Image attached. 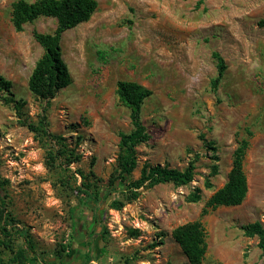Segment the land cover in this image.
I'll return each instance as SVG.
<instances>
[{
  "label": "rangeland",
  "instance_id": "obj_1",
  "mask_svg": "<svg viewBox=\"0 0 264 264\" xmlns=\"http://www.w3.org/2000/svg\"><path fill=\"white\" fill-rule=\"evenodd\" d=\"M15 1L0 0V76L24 104L18 112L0 95V195L37 241L41 253L26 264H85L84 252L91 256L86 264H124L126 258L130 264H189L172 230L194 220L205 229L204 264H264L257 239L243 231L264 222V0H96L89 19L60 38L70 82L49 99L32 94L27 82L43 53L32 32H52L56 20L40 16L16 30ZM214 51L226 64L215 89ZM119 80L151 91L141 111L150 139L137 146L132 177L144 164L182 169L191 160L195 174L187 185L143 188L119 210L106 202L108 232L99 242L87 209L77 210L74 232L69 208L77 201L62 182L59 162L51 169L46 164L47 151L56 146L28 124L44 116L48 131L79 155L69 165L70 182L72 175L79 180L77 169L106 181L119 133L131 129L129 110L115 92ZM241 139L248 142L246 195L240 204L204 213ZM197 187L200 200L187 201ZM70 242L79 249L67 262L62 246ZM83 244L87 249H80Z\"/></svg>",
  "mask_w": 264,
  "mask_h": 264
},
{
  "label": "trees",
  "instance_id": "obj_2",
  "mask_svg": "<svg viewBox=\"0 0 264 264\" xmlns=\"http://www.w3.org/2000/svg\"><path fill=\"white\" fill-rule=\"evenodd\" d=\"M96 6V0H16L12 4L11 20L16 30H22L25 23H31L40 16L52 17L56 20V26L52 32L42 33L36 30L32 32L34 39L43 48V53L36 61L27 82L28 89L32 94L49 99L58 90L69 84L70 74L61 56L60 38L66 30L87 21ZM212 57L215 60L216 76L211 79V86L215 89L224 74L226 64L218 52H212ZM115 92L118 101L129 110L131 129L128 132L119 133L115 167L106 181L96 176L92 170L85 173L77 169L74 174H78L79 180L75 175H72L73 182H70L72 177L69 175L70 173L68 174L70 172L69 165L78 161L79 155L74 154L62 136L54 135L48 131L44 116H40L36 124H28L30 130L38 133L45 140L52 141L56 146L55 149L47 151L46 164L51 169L56 166V161L59 162L60 169L65 173L62 182L71 187L77 201V204L69 208L74 232L78 231L77 210L87 209L91 213V225L94 223L99 227L97 234L99 242L104 241L105 234L108 232L103 224V209L106 202L109 208L119 210L126 203L136 200L143 188L161 183H172L176 186L187 185L193 180L195 174V164L191 160L182 169L159 163L144 164L139 177H132V172L137 167V146L150 139L141 117V111L143 102L151 95V91L137 82L119 80L116 83ZM0 95L15 110L21 111L23 101L14 98L10 91V82L2 76H0ZM247 145L246 139H241L238 142L233 151L232 164L227 179L209 197L203 210L204 213L208 208L237 205L243 201L247 192V181L242 160ZM205 187H211L209 180L205 181ZM200 198L201 189L197 187L189 193L187 201L197 202ZM243 231L247 237L257 239V247L264 255V222L255 221L244 225ZM132 234H137V230H132ZM172 237L182 249L189 264H204L205 229L200 220L176 226L172 230ZM86 247L87 244H83L80 249L85 250ZM78 249V247L74 248L73 242L62 246L67 262L77 255ZM40 253L37 241L28 226L13 216L7 208V202L0 195V264H26L31 259L36 260ZM83 259L86 264L91 260V256L84 252ZM56 264H63V262L60 261ZM124 264H130V259L126 258Z\"/></svg>",
  "mask_w": 264,
  "mask_h": 264
}]
</instances>
